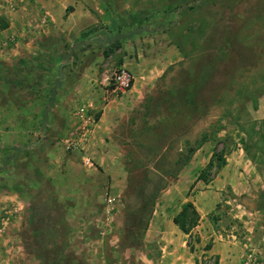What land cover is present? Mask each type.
<instances>
[{
	"label": "rangeland",
	"instance_id": "374dc122",
	"mask_svg": "<svg viewBox=\"0 0 264 264\" xmlns=\"http://www.w3.org/2000/svg\"><path fill=\"white\" fill-rule=\"evenodd\" d=\"M86 1L93 12L100 9L95 34L99 28L107 34L151 29L170 65L130 114L114 147L97 151L107 153L106 161L82 162L85 152L74 147L71 132L77 102H67L66 91L59 98L66 115L52 118L62 132L19 151L16 176L10 174L3 186L27 195L23 237L27 250L42 257L33 264H150L143 256L158 251L144 234L151 213L169 194L182 162L203 143L215 152L208 181L185 189L174 209L193 200L220 238L239 244L241 260L253 246L264 252V229L256 231L264 223V0ZM106 75L103 70L100 77ZM52 78L45 71L44 87ZM193 93L197 102L191 107L184 100ZM221 167L229 178L215 181ZM204 220L198 213L196 225ZM230 224L234 237L225 235ZM195 226L187 245L197 264H214V256L206 257L213 236L202 237Z\"/></svg>",
	"mask_w": 264,
	"mask_h": 264
},
{
	"label": "crops",
	"instance_id": "0c3cea01",
	"mask_svg": "<svg viewBox=\"0 0 264 264\" xmlns=\"http://www.w3.org/2000/svg\"><path fill=\"white\" fill-rule=\"evenodd\" d=\"M88 3L86 0H0V220L4 212L9 214L6 226L0 231V264L42 261L41 256L27 250L23 237L21 209L27 205L26 193L19 187L3 185L12 180L10 174L16 176L14 166L19 151L40 146L41 138L50 132H62L60 124L52 122L53 117L66 115L59 99L61 94L66 91L69 96L66 101L77 102L72 112L77 119L71 126V132L76 135L73 142L85 156L106 161L107 153L100 155L97 151L114 147L113 140L127 130L130 114L142 105L170 65L167 52L153 32L139 31L127 38L109 40L114 32L107 34L99 28V33L104 32V40L90 41L87 45L81 43L82 33L100 21L96 14L100 9H94L95 13ZM8 39L11 41L7 46H1V42ZM62 41L67 49L60 44ZM74 42L79 44L74 47L75 54L69 61H56L57 51H68ZM101 65L107 71L106 78L118 67L129 70L132 75L130 88L113 96L106 78L100 77ZM45 71L53 75L47 88L42 84ZM58 75L60 85L55 86ZM51 89L54 90L52 97ZM17 96L21 103H17ZM212 153L203 143L173 176L169 194L155 207L144 231L145 239L154 241L158 249L157 255L143 256L146 262L197 264L187 245L188 233L173 221L187 202H194L186 199L184 206L174 208L181 203L185 189L196 180L208 181V177L204 181L198 176ZM230 164L227 162L226 169ZM223 169L217 172L215 181L229 178L230 173ZM194 207L200 218H205L196 225L201 236L206 237L208 233L213 236L206 257L214 256L216 264H240L239 244L220 238V230L215 231L207 221L206 211ZM244 210V213H252L247 208ZM244 226L246 230L255 227L254 224ZM263 229L264 223L256 226L257 232ZM228 230L234 232L235 227L230 224ZM86 242L89 249L90 242ZM107 264L117 263L108 260Z\"/></svg>",
	"mask_w": 264,
	"mask_h": 264
},
{
	"label": "trees",
	"instance_id": "16d2710c",
	"mask_svg": "<svg viewBox=\"0 0 264 264\" xmlns=\"http://www.w3.org/2000/svg\"><path fill=\"white\" fill-rule=\"evenodd\" d=\"M97 26L85 31L82 33L81 35V39H80V42L87 45L90 43V41H102L105 39V35L104 33H98V34H95L94 31H97ZM141 30H145V31H152L151 29H148V28H135L133 30H128L126 31L125 33H121L118 29L116 31H113L114 32V36H110L109 40L111 39H121V38H127V37H130L132 36L134 33H137ZM79 42H74L73 43V46H71L70 48H68V51H63V52H60V51H57V56H56V61L59 59H64L66 62L69 61L70 59V56L71 55H74L75 54V51H74V47L76 45H78ZM68 47V46H67ZM66 47V49H67ZM65 48V47H64ZM221 49V47L219 48L218 47V50ZM60 73V72H59ZM56 85H60V75H58L56 81H55V86ZM193 87H196V84L194 83L193 84ZM54 95V90L51 89L50 90V96L52 97ZM192 97L189 98V99H186L184 100V103L193 107L196 105V93H193L191 95ZM52 100H50L51 102ZM49 106H50V103H49ZM196 148L192 149L191 150V154L192 152L195 150ZM189 154L187 156V158L182 162V164L187 161L190 157ZM214 156H215V152L212 153V156L209 160V162L207 163L206 167L200 172L198 178L199 179H203L204 181L207 180V172L208 170L211 168V166L213 165V159H214ZM221 156H219L217 158L220 159ZM161 189V187H159V189H157L154 193V199L157 197V194L159 192V190ZM197 219H198V213L195 209V207L193 206L192 202H187L186 206L181 209L173 218V221L180 227V229L185 232V233H190L191 229L196 225L197 223ZM214 264H216V261H214Z\"/></svg>",
	"mask_w": 264,
	"mask_h": 264
},
{
	"label": "built area",
	"instance_id": "2783aa9c",
	"mask_svg": "<svg viewBox=\"0 0 264 264\" xmlns=\"http://www.w3.org/2000/svg\"><path fill=\"white\" fill-rule=\"evenodd\" d=\"M11 41V39L4 40L1 42V46H7L8 42ZM106 82L110 86V93L113 96H117L119 94H122L125 90L130 88L132 84V75L125 67H118L116 68L111 75L106 78ZM74 147H78L75 143ZM82 162L84 165L91 166L93 165V162L89 156H83ZM107 195V194H106ZM107 200V196H106ZM108 201H111V199H108ZM240 203L237 202L236 206H239ZM9 220V214L6 212L1 217L0 220V231L6 226L7 222ZM227 237H234V232L230 231L225 234ZM241 264H264V252L261 249H258L256 247H252L247 249V251L243 254Z\"/></svg>",
	"mask_w": 264,
	"mask_h": 264
}]
</instances>
